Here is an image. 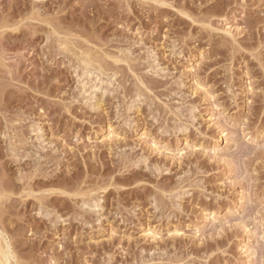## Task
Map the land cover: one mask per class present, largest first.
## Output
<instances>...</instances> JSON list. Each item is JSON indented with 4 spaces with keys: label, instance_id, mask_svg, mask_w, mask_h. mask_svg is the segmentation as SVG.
Returning a JSON list of instances; mask_svg holds the SVG:
<instances>
[{
    "label": "rangeland",
    "instance_id": "374dc122",
    "mask_svg": "<svg viewBox=\"0 0 264 264\" xmlns=\"http://www.w3.org/2000/svg\"><path fill=\"white\" fill-rule=\"evenodd\" d=\"M0 264H264V0H0Z\"/></svg>",
    "mask_w": 264,
    "mask_h": 264
},
{
    "label": "bare ground",
    "instance_id": "6f19581e",
    "mask_svg": "<svg viewBox=\"0 0 264 264\" xmlns=\"http://www.w3.org/2000/svg\"><path fill=\"white\" fill-rule=\"evenodd\" d=\"M89 68L91 69V67H89L88 64L85 65V67H84V71H86V72L89 71V73L92 74V72H91L92 69L90 70ZM86 72H84V73H86ZM84 73H83L82 75H84ZM87 74H88V73H87ZM81 77H83V76H81ZM92 204H93V203H92ZM93 205H94V204H93ZM2 240H3V239H2ZM11 252H12V251H11ZM5 260H6V259H5ZM7 263H8V262H7Z\"/></svg>",
    "mask_w": 264,
    "mask_h": 264
}]
</instances>
